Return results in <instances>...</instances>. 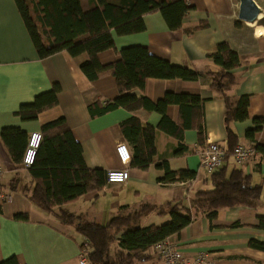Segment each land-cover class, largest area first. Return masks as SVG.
<instances>
[{"label": "crops", "instance_id": "0c3cea01", "mask_svg": "<svg viewBox=\"0 0 264 264\" xmlns=\"http://www.w3.org/2000/svg\"><path fill=\"white\" fill-rule=\"evenodd\" d=\"M80 1L83 9L89 8L90 0ZM185 2L192 8L184 15L181 28L169 29L159 11L147 13L142 15L143 31L118 35L113 30L114 48L97 55L99 62L107 65L120 59L121 48L141 45L154 56L202 73L196 80L148 78L142 90L132 89L135 95H144L152 102L163 99L167 93L200 98L197 109L169 103L165 109L171 122L167 130L158 127L161 114L155 110L129 111L118 107L92 116L90 104L96 100L101 103L113 100L119 94L115 77L105 73L89 80L80 69V64L88 59L87 53L71 56L61 51L40 58L15 0H0V134L4 128L16 127L29 135L40 132L44 123L63 117L82 147L87 167L105 171L122 169L115 145L125 142L129 147L120 123L134 116L142 124L156 128L155 161H167L173 171L195 172L193 179L164 183L158 181L163 170L154 163L140 169L129 162V178L124 184L106 182L101 190L88 191L62 205L64 210L86 221L105 224L117 214L140 212L144 206H150L156 209L148 208L140 213L137 225H159L170 218L166 213H158L159 206L169 202L190 205L197 190L210 188L209 174L200 167L197 148L207 141H214L222 148L231 147L225 131L224 101L211 87L207 74L219 69L207 56L216 51L220 42H227L240 60V65L233 69L236 83L231 93L249 96L247 119L229 124L237 134L234 145H264V123L253 138L246 136V131L254 127L253 119L264 117V0H254L261 12L252 23L238 18L240 0ZM201 23L204 26L198 27ZM54 84L59 85L57 103L41 111L34 120H21L16 114L19 107ZM186 123L190 127L182 128L181 139L170 132L172 124L181 127ZM222 165L227 171L241 169L249 175L251 184L261 186L260 206L222 208L211 222L200 215L178 236L168 240L186 256L208 254L214 264H264V251L248 245L250 239L264 242V230L257 228L256 217L264 214L263 156L257 151L241 166L228 157ZM13 181L18 182L15 190L10 189ZM31 186L28 169L11 159L0 137V191L9 193L8 199L0 201V261L15 256L20 264H80L84 237L72 226L33 205L26 196ZM17 214L26 215L27 219H15ZM150 252L157 253L155 245ZM150 264L162 263L155 260Z\"/></svg>", "mask_w": 264, "mask_h": 264}, {"label": "trees", "instance_id": "16d2710c", "mask_svg": "<svg viewBox=\"0 0 264 264\" xmlns=\"http://www.w3.org/2000/svg\"><path fill=\"white\" fill-rule=\"evenodd\" d=\"M25 26L31 36L37 54L45 58L57 52L66 51L71 56L87 53L88 59L80 64V69L89 80H95L105 73L116 79L118 95L113 100L103 103L96 100L88 109L92 116L102 114L118 107L129 111L139 108L155 110L161 114L158 127L168 129L171 124L165 114L169 103L180 107L199 108L200 98L187 94L167 93L163 99L152 102L146 96H137L132 89L142 90L148 78L196 80L202 73L149 53L145 46H127L119 50L120 59L103 65L98 60V53L114 48L112 31L118 35L141 32L145 29L142 15L159 11L171 30L181 28L184 15L192 8L185 0H90L88 9H83L80 0H15ZM238 25V24H237ZM204 23L198 27H203ZM219 66L216 72H208L211 87L220 94L224 101V124L227 142L226 160L236 146L237 134L231 130L232 121L247 119L248 95L235 96L231 88L235 85L233 69L240 65L238 54L227 42H220L216 51L207 56ZM59 85L37 94L30 103L22 104L16 114L23 121L37 118V115L57 103ZM254 127L246 131L248 138L258 131L264 123V117L253 119ZM124 140L131 152L132 167L147 169L151 164L163 170L158 181L164 183L193 179L195 172L190 170L173 171L168 162L155 161L156 128L142 124L132 116L120 123ZM171 125V133L182 138V128ZM42 136L33 163L27 167L32 186L26 190L27 198L39 210L51 214L61 223L72 226L88 243L87 264H150L161 262L158 253H151L150 248L159 241L171 236H178L198 216L206 217L210 222L222 208L249 207L258 208L261 204V186L253 185L250 177L239 168L227 171L226 166L210 173V188L197 190L190 205L182 202H169L159 206V214H168L169 220L159 225L150 224L139 227L137 219L145 209L156 207L144 206L140 212L126 215L117 214L105 224L86 221L80 215L62 208L92 190H101L106 184V171L86 166L80 143L74 138L66 120L56 118L40 127ZM11 159L22 163L27 145L28 134L16 127L4 128L0 134ZM256 150L264 160V145L255 144ZM223 164V163H222ZM18 182H11L10 189L15 190ZM1 211V207H0ZM257 228L264 230V214H257ZM15 219L26 220L23 214ZM238 226V224H234ZM212 226V225H210ZM249 247L264 251V242L255 239L248 241ZM0 264H20L15 256L0 261Z\"/></svg>", "mask_w": 264, "mask_h": 264}, {"label": "built area", "instance_id": "2783aa9c", "mask_svg": "<svg viewBox=\"0 0 264 264\" xmlns=\"http://www.w3.org/2000/svg\"><path fill=\"white\" fill-rule=\"evenodd\" d=\"M42 136L39 131L29 133L27 145L22 157V166H30L36 156L37 148L41 142ZM115 152L119 162L124 166L122 169H109L106 171V182L124 184L129 178L128 164L131 159V152L125 142H118L115 145ZM200 167L208 174L218 170L227 155V152L214 141H207L196 150ZM257 153L255 144L245 145L237 144L230 152L234 164L241 166L251 160ZM9 198V193L0 191V201ZM157 253L161 257L162 264H214L206 253H199L195 256L184 255L177 246L168 240L163 239L155 244ZM88 243L84 242L80 249V264H87Z\"/></svg>", "mask_w": 264, "mask_h": 264}, {"label": "water", "instance_id": "95a60500", "mask_svg": "<svg viewBox=\"0 0 264 264\" xmlns=\"http://www.w3.org/2000/svg\"><path fill=\"white\" fill-rule=\"evenodd\" d=\"M260 12V8L254 0H240L238 12L239 19L252 23L257 19Z\"/></svg>", "mask_w": 264, "mask_h": 264}]
</instances>
